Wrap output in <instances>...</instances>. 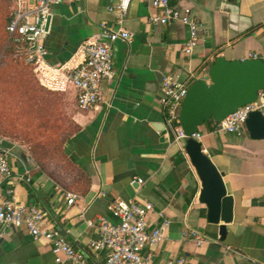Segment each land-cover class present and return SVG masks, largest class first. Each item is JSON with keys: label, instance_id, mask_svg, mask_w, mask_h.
<instances>
[{"label": "crops", "instance_id": "crops-1", "mask_svg": "<svg viewBox=\"0 0 264 264\" xmlns=\"http://www.w3.org/2000/svg\"><path fill=\"white\" fill-rule=\"evenodd\" d=\"M114 3L67 0L52 8L49 32L43 38L48 54L33 67L25 64L27 59L24 64L49 96L72 106V131L64 135L63 153L48 160L0 137V154L7 156L12 168V178L0 187V203L9 197V189L14 190L19 203L44 211L76 249L89 253V243L97 236L89 221L111 219L108 207L113 200L147 201L171 221L169 239L154 249V263L184 258L186 264H264V140H252L247 128L241 135L216 134L213 122L199 129L203 148L224 174L228 194L234 198V218L222 240L219 226L208 222V208L199 202L202 187L194 167L166 133L160 103L167 76L191 86L208 74L219 57L264 60V0H170L176 9H191L203 24L192 56L183 52L188 27L150 25L147 20L155 11L140 0L132 1L124 28L133 38L113 46L116 77L102 84L104 103L81 110L67 72L82 61L83 43L101 37L102 24L115 25L116 17L109 10ZM10 43L7 36L0 49V76L4 69L10 74L4 95L12 106L23 95L15 90L13 79L20 73L18 66L10 65L11 55L6 53ZM33 96V102L47 104L50 110L51 101ZM51 115L57 113L50 112L48 118ZM49 120L39 123L40 138L60 131ZM17 126L22 125L13 128ZM64 191L79 195L78 204L69 207ZM156 220L154 215L150 229ZM187 228L204 233L210 241L198 247L183 240ZM104 257V253L91 255L95 264H102ZM0 264L57 263L48 241L0 226Z\"/></svg>", "mask_w": 264, "mask_h": 264}, {"label": "built area", "instance_id": "built-area-1", "mask_svg": "<svg viewBox=\"0 0 264 264\" xmlns=\"http://www.w3.org/2000/svg\"><path fill=\"white\" fill-rule=\"evenodd\" d=\"M7 1H11L15 6L7 26L8 34L16 43L26 45L27 63H41L48 54L43 38L49 32L52 8L67 0ZM113 1L115 3L109 10L116 17L115 25L108 27L102 24L101 37L89 38L83 43L82 61L67 72L68 82L77 90V105L81 110L96 109L104 103L102 84L116 77L113 46L118 41L128 42L133 38V34L124 28V22L134 0ZM140 1L155 11L147 20L150 25L170 26L181 23L188 27L190 35L183 45V52L192 56L204 32L200 18L189 8L179 10L172 7L170 0ZM189 87L188 82L167 76L162 82L160 98L166 133L181 147L186 157V141L193 138L201 142L204 137L200 131L188 137L180 125V109ZM257 111L264 115V90L258 93V99L254 103L239 108L221 122L214 120L213 131L219 135H241L250 114ZM204 152L207 153L206 149ZM11 178L10 162L5 154H0V187ZM21 180L30 182L29 178ZM6 193L9 197L0 203V226L24 230L35 240L48 241L57 264H95L91 255L97 253L105 254L102 264H156L155 247L169 239L171 221L163 212L157 211L152 203L116 199L108 207L111 219L101 218L97 223L88 222L89 227L95 229L97 236L89 243V253H86L76 249L58 227L51 225L44 211L19 203L12 189ZM64 195L69 207L77 205L80 201V196L75 193L64 191ZM154 215L157 217V224L150 229ZM182 238L194 241L198 247L210 241L207 235L191 228L183 231ZM158 264H186V260L169 258Z\"/></svg>", "mask_w": 264, "mask_h": 264}, {"label": "water", "instance_id": "water-1", "mask_svg": "<svg viewBox=\"0 0 264 264\" xmlns=\"http://www.w3.org/2000/svg\"><path fill=\"white\" fill-rule=\"evenodd\" d=\"M262 90L264 60L229 61L219 57L208 74L189 87L180 109V125L191 137L207 121L221 122L239 108L254 103ZM246 128L252 140H264V115L260 111L251 113ZM185 150L201 182L199 202L208 208V222L219 226L223 240L226 225L234 218V198L228 194L224 174L204 152L201 142L189 138Z\"/></svg>", "mask_w": 264, "mask_h": 264}, {"label": "rangeland", "instance_id": "rangeland-1", "mask_svg": "<svg viewBox=\"0 0 264 264\" xmlns=\"http://www.w3.org/2000/svg\"><path fill=\"white\" fill-rule=\"evenodd\" d=\"M9 17V11L5 4L0 1V49L7 39L5 27ZM11 66H18V71L21 74L15 75L14 85L15 90L23 97L13 102L12 106H8L3 111V116L0 115V137H8L9 139L27 146V150L37 159L48 160L63 153V141L65 136L72 131L70 111L72 106L69 105L65 99H58V97L48 95L37 82L33 71L27 67L23 61L15 57L10 58ZM9 79V78H8ZM39 95L50 102V110L47 104H42L35 99L33 102V94ZM15 103V105H14ZM14 105V106H13ZM54 111L57 116L48 118L47 114ZM57 111V112H56ZM9 112L13 115L8 117ZM33 113H39L38 117H34ZM22 118V119H21ZM52 119L51 123H55L54 127L59 126L60 131L55 133H44L40 138L37 131H40V124L44 121ZM58 119H60L58 121ZM40 121V122H39ZM21 124L22 126L14 127V125ZM65 131V132H64ZM3 139V138H2Z\"/></svg>", "mask_w": 264, "mask_h": 264}, {"label": "trees", "instance_id": "trees-1", "mask_svg": "<svg viewBox=\"0 0 264 264\" xmlns=\"http://www.w3.org/2000/svg\"><path fill=\"white\" fill-rule=\"evenodd\" d=\"M0 1L3 4H5V6L7 7L8 11H9V17H8V20H7L8 22H7L6 27H5V33H7V36L10 39L11 43L8 45L6 53H7L8 56L11 55V59H12V57H15L18 60L23 61L25 63L26 59H27V50H26V48L24 46H22L23 44L16 43L14 41V39H12L10 37V35L8 34V32H7V26L9 25V23H10V21L12 19V14L14 12V10L11 8L13 4L11 2H9V1H6V0H0ZM25 64L27 66H30V67L34 66V64H30V63H27V62ZM20 74H21V71H20ZM9 76H10V74H9ZM9 76H8V73L6 72L5 69L2 71V74L0 76V91L2 92V98L0 100V105L3 106V107L1 106L0 114H2L3 111L5 109H7L8 106H9V102H7V100H5V95H4V93L7 92L5 87H7L9 85V83H10L9 81H7L8 80L7 77H9ZM7 116L10 117V115H7ZM211 122H214V120L211 119V120L207 121L206 124L207 123H211Z\"/></svg>", "mask_w": 264, "mask_h": 264}]
</instances>
